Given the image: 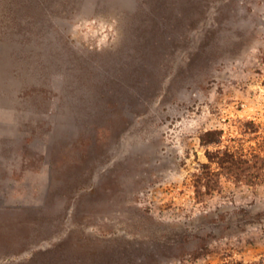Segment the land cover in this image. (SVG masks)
<instances>
[{"label": "rangeland", "instance_id": "1", "mask_svg": "<svg viewBox=\"0 0 264 264\" xmlns=\"http://www.w3.org/2000/svg\"><path fill=\"white\" fill-rule=\"evenodd\" d=\"M0 264H264V0H0Z\"/></svg>", "mask_w": 264, "mask_h": 264}, {"label": "trees", "instance_id": "2", "mask_svg": "<svg viewBox=\"0 0 264 264\" xmlns=\"http://www.w3.org/2000/svg\"><path fill=\"white\" fill-rule=\"evenodd\" d=\"M210 134H211V131H207L206 133H204V136H202V141L209 142L210 140H207V136H209Z\"/></svg>", "mask_w": 264, "mask_h": 264}]
</instances>
